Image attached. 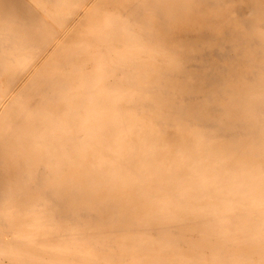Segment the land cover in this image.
<instances>
[{
    "label": "bare ground",
    "instance_id": "bare-ground-1",
    "mask_svg": "<svg viewBox=\"0 0 264 264\" xmlns=\"http://www.w3.org/2000/svg\"><path fill=\"white\" fill-rule=\"evenodd\" d=\"M0 264H264V0H0Z\"/></svg>",
    "mask_w": 264,
    "mask_h": 264
}]
</instances>
